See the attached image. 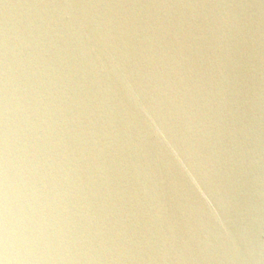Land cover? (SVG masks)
Wrapping results in <instances>:
<instances>
[{"label": "water", "instance_id": "obj_1", "mask_svg": "<svg viewBox=\"0 0 264 264\" xmlns=\"http://www.w3.org/2000/svg\"><path fill=\"white\" fill-rule=\"evenodd\" d=\"M0 264H264V0H0Z\"/></svg>", "mask_w": 264, "mask_h": 264}]
</instances>
